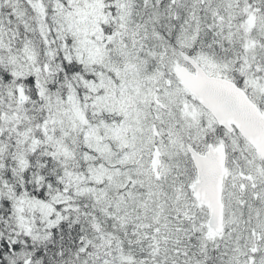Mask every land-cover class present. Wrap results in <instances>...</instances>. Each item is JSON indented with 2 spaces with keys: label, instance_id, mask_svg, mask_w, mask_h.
Returning <instances> with one entry per match:
<instances>
[{
  "label": "snow or ice",
  "instance_id": "6c2138e0",
  "mask_svg": "<svg viewBox=\"0 0 264 264\" xmlns=\"http://www.w3.org/2000/svg\"><path fill=\"white\" fill-rule=\"evenodd\" d=\"M0 264H264V0H0Z\"/></svg>",
  "mask_w": 264,
  "mask_h": 264
}]
</instances>
